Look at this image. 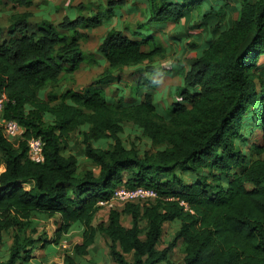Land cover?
Here are the masks:
<instances>
[{"label": "trees", "instance_id": "obj_1", "mask_svg": "<svg viewBox=\"0 0 264 264\" xmlns=\"http://www.w3.org/2000/svg\"><path fill=\"white\" fill-rule=\"evenodd\" d=\"M147 1L143 20L111 27L98 45L108 62L103 72L84 88L61 91L55 86L64 75L95 60L80 28L119 16L115 8L124 0H108L107 9L90 15L79 4L57 21L32 23L31 11L11 14L0 36V95L7 96L2 116L17 119L22 131L15 143L0 128V241L12 236L0 264L29 262L38 242L46 247L35 214L56 218L55 243L81 225L82 241L73 246L80 256L104 233L116 264L162 263L179 241L182 264H264V0ZM185 17L203 28L205 43H191L197 54L187 65L155 64L169 50L155 30ZM125 68H133L128 89L118 85L109 94L105 85L121 83ZM165 75L180 82L161 107L157 87ZM127 125L154 148L126 144ZM32 136L43 140L38 156L29 152ZM76 137L97 170H80L77 154L66 152ZM121 185L153 187L158 196L111 208L108 221L95 224L99 201ZM177 220L172 239L160 247L165 223ZM65 262L79 264L69 254Z\"/></svg>", "mask_w": 264, "mask_h": 264}, {"label": "rangeland", "instance_id": "obj_2", "mask_svg": "<svg viewBox=\"0 0 264 264\" xmlns=\"http://www.w3.org/2000/svg\"><path fill=\"white\" fill-rule=\"evenodd\" d=\"M4 1L6 0H0V27L2 29V31L0 32V36L5 35L6 29L9 24L10 14L14 11L16 12L30 10L33 13V16L30 20L32 23H34L35 21H39L43 15L49 12L48 10L52 2L61 7L58 12L49 15L53 20L57 21L64 16V13L67 11V9L64 7L68 6L70 2L72 5L83 4L84 8L82 11L85 15H90L93 10L97 11L100 4L106 2V0H33L32 5L28 7H13L11 2H9L8 4H4ZM132 1L133 0H128V3L130 4L132 3ZM144 4L141 5L144 6ZM133 14H130L124 10L123 16L111 19V23L101 24L93 29L80 28V31L88 33V37L82 39L83 48L87 53L93 56L95 60H93L91 63L84 64L81 69L73 74L64 75L62 79L56 84V90L61 91L66 87L80 89L90 85L108 65V62L105 61L104 58L97 52L98 45L106 35L108 29L111 28V26H121L122 28H125L126 25H129L131 27H135L138 20L141 21L142 19H144L143 12ZM189 20L190 17L189 19L185 17L182 18L181 21L170 22L168 24V27L163 31L155 30V35L164 43V45L169 46L168 52L162 57H157V63L155 64L170 67L171 65L183 62L187 65L189 60L192 57L196 56V48H193L191 46V43L197 42L198 46H202L205 43L204 40L207 38V34L203 30V28L191 27L190 25L193 19H191L190 21ZM189 34H191V36L189 37L190 41L192 42L188 41L189 39H186L185 37L183 41H181V39L183 38L177 39V37L179 36L187 37ZM260 65V69H262V72H264V57L261 59ZM132 69H123L121 73V83H119L118 81L107 83L105 85V89L107 90V92L109 94H112L113 90L118 85L128 89V86H126V84L131 83L132 76H130V73H132ZM179 82L180 78L178 76L165 75L157 87V90L161 93V98H166L168 102L172 101V88ZM161 98L159 100V103L162 106L164 104L162 103L163 99L161 100ZM44 117L46 120H50L49 115H45ZM128 130L129 132L122 134V140L126 144L135 145L141 151L154 148V145L150 140H148L140 133L137 134V130H135L136 132H132L131 129ZM261 133V129L257 130L255 136L252 137L253 140L261 141ZM77 137L74 139L76 140L75 142H70L66 152H74L77 154L80 162V170H85L91 167H94L97 170L98 168L94 166V164L86 155H84L82 146L83 144ZM4 169L5 163L0 160V173ZM24 186L30 188L31 181L24 182ZM124 205L125 202L121 201H113L106 205H101L94 220L95 224H97L98 222L106 223L108 221L109 210L111 208H117L121 210ZM33 219L35 225L39 229L40 238L46 237L48 239V242L46 247L43 246L44 244H42V242H38L37 247L33 251V258L29 262H24L23 264H66L65 255L67 254L74 256L79 264H100L107 262L116 264L110 254L108 237L104 233L98 232L94 244L90 247L89 253L85 256H80L75 253L73 246L75 243L82 241L83 227H81V225H76L70 232L63 235V238L59 243H55L54 238L57 225L56 218L49 217L44 214H35L33 216ZM122 221L125 225H130L131 216L129 214H123ZM179 225L180 222L178 220L165 223L161 243L159 245L160 247H164L172 239ZM11 244V234L5 233L3 235V242L0 241V261L7 258L9 247ZM127 257L131 259L132 255L128 254ZM183 258V243L182 241H179L177 246L171 251L168 260L159 264H182L184 261Z\"/></svg>", "mask_w": 264, "mask_h": 264}, {"label": "built area", "instance_id": "obj_3", "mask_svg": "<svg viewBox=\"0 0 264 264\" xmlns=\"http://www.w3.org/2000/svg\"><path fill=\"white\" fill-rule=\"evenodd\" d=\"M7 96L5 93L0 95V128L2 129L4 135L11 141L17 143L20 140V134L22 131V126L20 122L15 118L3 117V110ZM29 152L33 156H38L43 148V140L41 137L32 136L28 139ZM158 196V192L155 188L136 185V186H118L109 199H103L99 201L100 205H106L113 201H143V200H153ZM183 204L187 205L185 201H181Z\"/></svg>", "mask_w": 264, "mask_h": 264}, {"label": "crops", "instance_id": "obj_4", "mask_svg": "<svg viewBox=\"0 0 264 264\" xmlns=\"http://www.w3.org/2000/svg\"><path fill=\"white\" fill-rule=\"evenodd\" d=\"M9 3V1L8 0H6V1H4V4H8ZM107 3H108V0H106V2L105 3H102V4H100V6H99V9L97 10V11H99V10H105V9H107ZM145 3V4H144ZM104 4V5H103ZM141 4H144V6H142ZM76 6L77 5H72L71 4V2L68 4V6H66V7H64V8H66L67 9V11L64 13V14H66V13H68V12H70V9L69 8H73V9H75L76 10ZM60 6L59 5H57V4H54V3H52L51 2V5H50V10L51 11H49V12H47L45 15H43L42 17L43 18H48V19H52L49 15L50 14H54L55 12H58L59 10H60ZM116 10H118V12L120 13V15L119 16H114L113 17V19L116 17V18H119V17H121V16H123V13H124V10L126 11V12H128V13H130V14H133V13H144V15H143V18H145L146 16H147V13L149 12V6H148V1L147 0H133L132 1V3H128V0H124V2L119 6V7H116L115 8ZM24 11H28V10H24ZM30 11V10H29ZM78 11V10H77ZM15 12V11H14ZM14 12H12V13H14ZM16 12H22V11H16ZM92 12H95L94 10L92 11ZM11 13V14H12ZM11 14H10V18H11ZM133 15H135V14H133ZM32 17V16H31ZM53 20V19H52ZM143 20V19H142ZM137 22H139V20L137 21ZM9 23H10V19H9ZM105 23H111V21H109V22H104L103 24H105ZM101 25V24H100ZM8 26H9V24H8ZM111 27H121V26H111ZM8 28V27H7ZM122 28V27H121ZM109 30V29H108ZM6 33H7V29H6ZM6 33H5V35H6ZM4 35V36H5ZM185 64V63H184ZM160 93V92H159ZM160 98L162 97L161 96V93H160ZM163 99V104L165 105V102L167 101V99L166 98H161V100ZM161 105V104H160ZM164 105H162V106H164ZM161 106V107H162ZM128 129H130L129 127H128V125L126 126V129H125V132H124V134L126 133V132H129V130ZM133 132V131H132ZM80 242V241H79Z\"/></svg>", "mask_w": 264, "mask_h": 264}]
</instances>
